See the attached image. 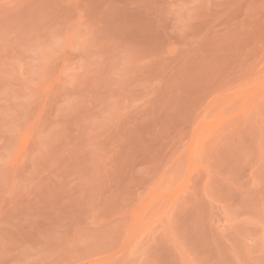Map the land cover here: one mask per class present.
Wrapping results in <instances>:
<instances>
[{"label":"rangeland","instance_id":"374dc122","mask_svg":"<svg viewBox=\"0 0 264 264\" xmlns=\"http://www.w3.org/2000/svg\"><path fill=\"white\" fill-rule=\"evenodd\" d=\"M0 264H264V0H0Z\"/></svg>","mask_w":264,"mask_h":264}]
</instances>
